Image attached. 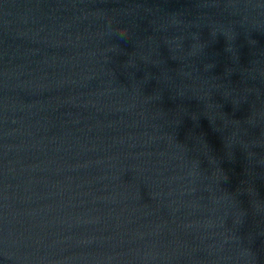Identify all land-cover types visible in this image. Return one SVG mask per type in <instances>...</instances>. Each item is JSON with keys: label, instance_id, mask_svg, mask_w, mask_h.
I'll return each mask as SVG.
<instances>
[{"label": "water", "instance_id": "water-1", "mask_svg": "<svg viewBox=\"0 0 264 264\" xmlns=\"http://www.w3.org/2000/svg\"><path fill=\"white\" fill-rule=\"evenodd\" d=\"M0 264H264V0H0Z\"/></svg>", "mask_w": 264, "mask_h": 264}]
</instances>
